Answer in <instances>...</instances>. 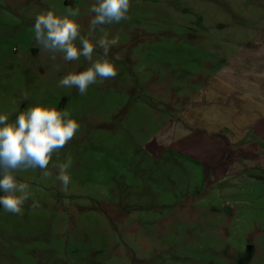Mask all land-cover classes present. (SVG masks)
<instances>
[{"label":"rangeland","instance_id":"374dc122","mask_svg":"<svg viewBox=\"0 0 264 264\" xmlns=\"http://www.w3.org/2000/svg\"><path fill=\"white\" fill-rule=\"evenodd\" d=\"M95 2L0 0V114L13 122L42 104L67 109L80 125L46 170L14 173L32 197L22 214L0 206V264H264V180L256 178L264 171L184 196L178 186L198 182L183 178L192 165L147 150L255 38L257 7L244 0H132L129 19L90 33ZM68 8L80 9L74 19L93 43L105 33L119 37L108 54L117 76L84 95L59 81L89 62L60 53L52 60L34 39L37 15L65 16ZM96 58H103L99 47ZM68 157L65 191L54 166Z\"/></svg>","mask_w":264,"mask_h":264},{"label":"crops","instance_id":"0c3cea01","mask_svg":"<svg viewBox=\"0 0 264 264\" xmlns=\"http://www.w3.org/2000/svg\"><path fill=\"white\" fill-rule=\"evenodd\" d=\"M244 1L257 7L261 23L255 38L222 66L187 110L167 122L147 148L158 160L169 156L192 165L183 178L198 182L192 187L181 183L176 191L184 196L264 171V0Z\"/></svg>","mask_w":264,"mask_h":264},{"label":"clouds","instance_id":"9594fccd","mask_svg":"<svg viewBox=\"0 0 264 264\" xmlns=\"http://www.w3.org/2000/svg\"><path fill=\"white\" fill-rule=\"evenodd\" d=\"M131 4L132 0H96L89 9L94 13L89 32H94L98 26L129 19ZM79 13V8H68L65 16L54 11L41 13L35 18L33 31L36 45L51 53L52 60L60 53L65 61H76L83 56L89 62L90 66L84 71L69 73L59 81L60 87H74L84 95L89 86L117 76L118 68L108 59V54L110 48L119 43V37L109 40L105 33L93 43L81 36V25L74 19ZM97 47L103 50V58L94 59ZM79 128V122L67 109L42 104L28 107L13 122H9L7 114H0V191L4 193L0 195V206L6 212L22 214L25 203L32 197L29 184L19 181L14 173L29 168L46 170L54 154L75 138ZM71 165V157H68L66 162L54 166L65 191L71 182L68 171ZM44 175L49 173L44 171ZM31 206L38 208L39 202L34 200Z\"/></svg>","mask_w":264,"mask_h":264},{"label":"trees","instance_id":"16d2710c","mask_svg":"<svg viewBox=\"0 0 264 264\" xmlns=\"http://www.w3.org/2000/svg\"><path fill=\"white\" fill-rule=\"evenodd\" d=\"M258 179L259 180H264V177L263 176H259Z\"/></svg>","mask_w":264,"mask_h":264}]
</instances>
